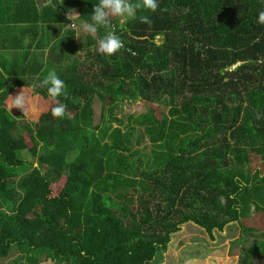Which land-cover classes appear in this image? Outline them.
Returning <instances> with one entry per match:
<instances>
[{
	"label": "trees",
	"instance_id": "obj_1",
	"mask_svg": "<svg viewBox=\"0 0 264 264\" xmlns=\"http://www.w3.org/2000/svg\"><path fill=\"white\" fill-rule=\"evenodd\" d=\"M97 3L0 0V264L17 256L52 264L56 253L68 264H100L101 255L106 264H159L181 224L212 237L235 222L244 190L254 189L264 211V168L250 165L251 152L264 161V24L256 22L264 0H158L155 13L137 14L151 24L113 17V26L99 28L100 38L114 30L123 41L112 56L93 52L97 39L83 30L75 44L76 31L66 29L72 21L62 9L78 8L81 28ZM40 49L49 51L46 61ZM45 64L67 85L58 98L67 115L44 114L28 147L25 125L5 104L15 86L51 98L38 86ZM165 92V104L182 105L183 117L133 118L157 141L140 154L138 140L112 125L114 109ZM80 95L83 104H75ZM7 213L31 220L25 238L15 240L14 227L9 234ZM254 236L256 252L264 223Z\"/></svg>",
	"mask_w": 264,
	"mask_h": 264
},
{
	"label": "rangeland",
	"instance_id": "obj_2",
	"mask_svg": "<svg viewBox=\"0 0 264 264\" xmlns=\"http://www.w3.org/2000/svg\"><path fill=\"white\" fill-rule=\"evenodd\" d=\"M62 10L64 12L63 15L69 17L72 21L66 29H74L76 31L74 42L77 44L79 42L80 32H82V29L76 22L79 16L78 8H73L69 11ZM110 25L113 26L112 22ZM95 38L97 41L101 39L98 33ZM155 40L158 43H162V36H156ZM96 43L90 46L93 52H96ZM65 50L69 52L67 48H65ZM79 52L82 53L83 51L79 49L78 53ZM8 56H10V54H8ZM53 69L57 72L56 68H49L46 70V73ZM21 89H17L11 95L15 96ZM26 92L34 106L30 108L29 115H23V112L16 108L10 111L8 107L11 100L10 96L6 100L5 107L19 124L25 125L24 139L26 145L31 147L34 143L38 142L36 128L40 124L42 117H44L43 115H49V118L53 117L51 115V108L55 106V102L50 98L45 99L40 96L32 95V90L30 88H26ZM80 96L81 97L75 100V104H83L86 96ZM169 98V93L165 92L156 102H151L144 98H139L131 102L123 101L120 107L114 109V115L118 119V122L113 121L112 125H117L120 129L128 131L132 140H138V142L135 143V148L138 149L140 154L143 152L148 153L151 147L157 144V141L152 142L148 134L143 130V125L134 122L133 118H136V116L147 118L150 115H153L157 119L166 115L168 117L167 121L182 118L184 114L183 106L179 105L177 108H172L169 103L166 105L165 103ZM246 104H250L247 98L245 101L243 100V106ZM101 105L102 104L98 102L93 106L95 122L99 120ZM39 144L42 145L43 143L39 142ZM45 144L47 145V143ZM250 156L252 157V162L250 163L252 168L257 166L260 170H263V158L255 152H251ZM235 158H237V156H235ZM240 161H243V159H240ZM67 175L68 172H64L56 183L51 184V195H58L66 182ZM253 190L254 189H247L241 193L240 205H237L239 210L237 220L233 223L226 224L221 231H211L212 237L194 224H181V227L175 233L171 234L168 247L163 253L162 261L159 264H246L248 261L251 262V264H264V245L262 247V244L257 243L254 245L258 247L257 251L254 252L251 250L253 246L252 241L255 238L254 235L263 230L264 223V211L257 210V203L254 198ZM4 217L9 220L7 223L8 231L11 227H14L18 232V237L14 238L15 240L25 238L28 232L33 229L30 220L26 222H22V220L20 221L22 224H20L16 222L18 220H16L12 214L7 213ZM36 223L34 229L39 228V221L36 220ZM9 234L11 233L9 232ZM259 239L264 243V236H260ZM250 253L253 254L251 255ZM30 262L31 261L27 257L17 256L15 264H30ZM106 262L109 263V260L105 259L104 255H101L99 263L106 264ZM52 264L68 263L56 253V260Z\"/></svg>",
	"mask_w": 264,
	"mask_h": 264
},
{
	"label": "clouds",
	"instance_id": "obj_3",
	"mask_svg": "<svg viewBox=\"0 0 264 264\" xmlns=\"http://www.w3.org/2000/svg\"><path fill=\"white\" fill-rule=\"evenodd\" d=\"M158 7V0H98V3L93 7L90 22L83 23L81 29L95 38L99 28L110 25L111 18L113 17L119 19L121 24L132 19H139L141 23L151 24V20L147 15L138 16L137 14L141 11L155 13ZM256 22L258 24H264V11L258 13ZM76 36L79 37L78 35ZM123 47V41L116 32L112 30L97 41L95 50L99 54L112 56ZM38 86L46 87L49 97L55 102V106L51 108V115L57 119L65 118L67 115V106L58 99L61 96L66 97L68 95L65 81L62 80L53 69L48 71L47 75ZM10 97L11 100L8 105L10 111L16 108L21 110L23 115H29L30 108L34 106L26 92V87L22 88L15 96L10 95ZM257 118H259V116H257Z\"/></svg>",
	"mask_w": 264,
	"mask_h": 264
},
{
	"label": "crops",
	"instance_id": "obj_4",
	"mask_svg": "<svg viewBox=\"0 0 264 264\" xmlns=\"http://www.w3.org/2000/svg\"><path fill=\"white\" fill-rule=\"evenodd\" d=\"M39 52H42V53H44L45 54V58H44V60L46 61L47 60V55L49 54V51L47 50V49H40L39 50ZM48 67V68H47ZM45 68H47V69H45ZM49 68H56V67H54V66H51V65H46L45 64V66L42 68V71H41V75L42 74H44V75H47L46 73H45V71L46 70H48ZM45 69V70H44ZM43 76V75H42ZM24 87H26V88H30L31 90H32V92H31V94L32 95H36V96H40V97H42L41 95H40V93H34V91H33V89L29 86V87H27V86H15V88H14V90L9 94V96L14 92V91H16L17 89H21V88H24ZM44 98V97H43ZM8 99V98H7ZM51 99V98H50ZM52 100V99H51ZM27 221V220H26ZM25 221V222H26ZM31 221V220H30ZM30 223V222H29ZM28 224V223H27ZM10 232V231H9ZM18 233H15V234H13L16 238L18 237V235H17ZM23 237H24V235H23ZM22 239V238H21ZM17 240H20V239H17ZM39 260V259H38Z\"/></svg>",
	"mask_w": 264,
	"mask_h": 264
}]
</instances>
